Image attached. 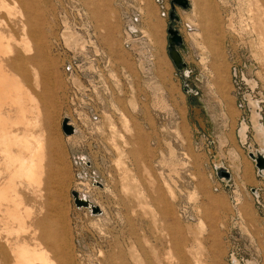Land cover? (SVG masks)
<instances>
[{
  "label": "rangeland",
  "instance_id": "rangeland-1",
  "mask_svg": "<svg viewBox=\"0 0 264 264\" xmlns=\"http://www.w3.org/2000/svg\"><path fill=\"white\" fill-rule=\"evenodd\" d=\"M189 1L187 9L175 6L180 19L173 23L186 46L185 75L168 53L171 0L41 1L52 18L43 40L57 88L37 127L54 142L46 166L55 161L40 189L19 182L18 189L33 211L28 222L36 236L37 220L51 209L55 222L47 228L65 239L74 264H110L112 255L117 264H171L165 235L175 223L183 232L180 264H264V178L249 156L264 152L258 139L264 50L257 27L264 25V0ZM201 12L218 15L212 34L222 45L224 94L214 84L212 55L198 46L208 41L198 27ZM16 13H0V31L13 50L5 63L19 75L24 45L18 27L12 30ZM24 60L25 76L32 77ZM65 119L72 135L63 130ZM243 124L246 140L239 134ZM217 166L230 179H220ZM73 191L100 212L78 207ZM32 231L22 237L33 241ZM213 237L220 248L215 257Z\"/></svg>",
  "mask_w": 264,
  "mask_h": 264
},
{
  "label": "bare ground",
  "instance_id": "bare-ground-1",
  "mask_svg": "<svg viewBox=\"0 0 264 264\" xmlns=\"http://www.w3.org/2000/svg\"><path fill=\"white\" fill-rule=\"evenodd\" d=\"M41 1L0 0V13L4 12L11 16L17 12L20 15L18 20L12 22V30H15L14 26L18 27L17 29L22 34L20 40L23 41L24 45L23 52L18 50L19 56L17 55V58L22 59V61L19 75H17L10 71L5 63V57L11 55L13 50L9 36L0 31V175L5 171L8 172L6 180L0 183V222L3 225V228H0V264H74L71 252L68 246L66 247L65 239L55 236L51 233V229L47 228L55 222L51 209L48 208L45 215L37 220L36 226L41 229V234L36 236V229L33 230V224L28 222L33 218V211L26 204L25 197L18 189V182L19 184L27 183L28 187L36 186L40 189L44 174L46 173L48 177L51 175V170L54 168L53 161H55L53 158L47 165L48 167L46 166L45 162L48 161L50 155L54 157V142L45 136L44 130L46 128L42 130V128L39 127L38 129L37 127L41 121L42 107L48 110L53 106L55 93V91L53 93V88H57L55 87L57 81H54L53 62L48 56V50L43 40L50 35L46 32L50 30V28L47 30V27L51 26L50 19L52 18L47 17L48 11L45 7L40 6ZM91 11L96 18V10L92 8ZM256 14L260 17L259 13ZM200 15L198 27L203 31V36L205 35L208 41L206 45L199 44L198 46L208 50L212 55L213 61L210 66L216 74L214 84L219 95L224 94L225 87L221 76L223 50L220 40L214 39L212 34L213 29L218 24V15L215 12L210 14L201 12ZM1 21L5 25L7 24L4 18H1ZM258 25L259 29L257 27L256 29L259 30L260 43L264 50V25L261 26L262 23ZM198 36L202 35L197 34L194 38L196 44ZM20 52L22 54L25 52L27 56L22 58ZM24 59L29 61L33 67L32 77L25 76ZM124 118L125 124H127L128 118ZM127 125L129 126V124ZM239 131L242 140H246L247 125L243 124ZM258 139L262 141L264 150V129H260ZM47 143L51 146L49 153L46 151ZM261 153L264 154V152ZM262 172L264 176V170ZM59 218L62 222L63 216ZM198 228L199 231L205 228L203 220H200ZM170 229L165 235L169 245L166 254H164L171 264H180L179 260L183 250L182 228L175 223ZM31 231L33 241L22 237L23 234L31 233ZM171 233L172 235L174 233L175 236L170 235ZM214 233H217L216 229L213 230L212 234L214 235ZM10 235L15 236L14 241ZM219 249L217 238L213 237L211 244L213 257ZM117 258L118 256L112 255L110 264H117L114 262ZM175 258L178 262H175ZM122 264L127 263L123 262Z\"/></svg>",
  "mask_w": 264,
  "mask_h": 264
},
{
  "label": "water",
  "instance_id": "water-1",
  "mask_svg": "<svg viewBox=\"0 0 264 264\" xmlns=\"http://www.w3.org/2000/svg\"><path fill=\"white\" fill-rule=\"evenodd\" d=\"M181 6L185 9L190 7V1L189 0H171V6L172 9L169 12L170 16V23L168 27V53L170 58L172 59L174 65L179 71L184 72V75L187 71V63L184 61L182 53L180 51L181 49H186L184 38L182 34L179 32L177 28L174 27V21H178L180 18L175 10V6ZM184 90L188 91V85H184ZM63 130L65 134L70 135L75 132L74 126L68 123V120L65 119L63 121ZM249 156L254 160L256 167L259 169L260 172L264 169V154L261 152H249ZM216 173L217 176L220 179H230L231 173L230 171L225 167H216ZM73 195L75 198V203L78 207H87L91 210L92 213H99L100 208L95 205L90 199L86 197H80L78 192L73 191Z\"/></svg>",
  "mask_w": 264,
  "mask_h": 264
},
{
  "label": "built area",
  "instance_id": "built-area-1",
  "mask_svg": "<svg viewBox=\"0 0 264 264\" xmlns=\"http://www.w3.org/2000/svg\"><path fill=\"white\" fill-rule=\"evenodd\" d=\"M164 14H165V13H164ZM263 170H264V169H263ZM256 173H257L258 176L264 178V176L262 175L263 172H260L258 168H257V170H256ZM259 190H260V189H259ZM254 194H255V196H257V198L259 197V192H258V190H257Z\"/></svg>",
  "mask_w": 264,
  "mask_h": 264
},
{
  "label": "flooded vegetation",
  "instance_id": "flooded-vegetation-1",
  "mask_svg": "<svg viewBox=\"0 0 264 264\" xmlns=\"http://www.w3.org/2000/svg\"><path fill=\"white\" fill-rule=\"evenodd\" d=\"M180 51H181V48H180Z\"/></svg>",
  "mask_w": 264,
  "mask_h": 264
},
{
  "label": "crops",
  "instance_id": "crops-1",
  "mask_svg": "<svg viewBox=\"0 0 264 264\" xmlns=\"http://www.w3.org/2000/svg\"><path fill=\"white\" fill-rule=\"evenodd\" d=\"M261 189H262V188H261ZM261 189H260V190H261Z\"/></svg>",
  "mask_w": 264,
  "mask_h": 264
}]
</instances>
